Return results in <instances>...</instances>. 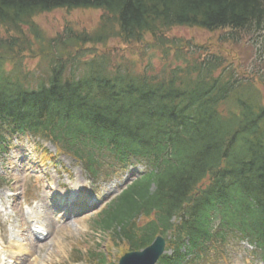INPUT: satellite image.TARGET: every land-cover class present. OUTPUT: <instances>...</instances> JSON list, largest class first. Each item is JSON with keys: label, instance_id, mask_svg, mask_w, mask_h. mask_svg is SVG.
<instances>
[{"label": "trees", "instance_id": "trees-1", "mask_svg": "<svg viewBox=\"0 0 264 264\" xmlns=\"http://www.w3.org/2000/svg\"><path fill=\"white\" fill-rule=\"evenodd\" d=\"M59 9L102 14L91 32L68 26L48 37L35 19ZM174 28L230 29L222 39L234 43L245 34L264 60V0H0V148L28 133L76 158L138 153L155 173L112 201L96 230L130 249L168 231L175 254L161 264H194L237 231L264 263V65L240 77L209 52L183 61L168 38ZM107 43L137 49L135 60L115 65ZM149 50L161 54V68L140 65ZM171 52L182 65L164 68ZM28 54L43 67L33 84L22 68ZM185 241L188 261L179 254Z\"/></svg>", "mask_w": 264, "mask_h": 264}, {"label": "rangeland", "instance_id": "rangeland-1", "mask_svg": "<svg viewBox=\"0 0 264 264\" xmlns=\"http://www.w3.org/2000/svg\"><path fill=\"white\" fill-rule=\"evenodd\" d=\"M99 18L100 13L91 10L76 13L59 11L39 16L35 21L48 37H54L66 26L76 31L91 32L96 28ZM170 35L207 50L217 51L216 54L224 58L226 65H230L234 71L238 70L240 75H237L240 77H245L255 63L264 65L262 55L259 60H256L255 55H258V51H256L258 48L252 47L250 37L245 34L240 33V40L235 43L231 41L219 43L218 33L212 34L193 29L175 28L171 30ZM108 46L117 48L113 51L111 58L120 63L126 60L134 61L138 53L134 48L119 51V45L115 43H110ZM196 51L193 49L192 52ZM189 52L192 53L188 51V56H190ZM146 54L140 65L143 66L147 61L152 60L154 66L162 67V56L159 52L149 50ZM22 61L25 69L32 70V73L36 74L38 59L35 55H25ZM169 64L168 61L164 67ZM258 90L264 105V86L259 85ZM52 149L49 144L27 137L21 141H12L7 152L0 153V177L5 180L4 184L0 186L1 258L7 256V258L10 257L11 264L20 262L24 264L25 253L21 252L19 248L27 250L29 247H33L34 253L28 257L30 261L25 264H94L88 255L99 253L110 256L115 261V256L112 255L115 251L112 248H119L122 245H112L108 248L110 239L94 229L92 221L97 210L69 216L66 225L63 226L50 223L49 212L43 207L41 200L44 197L42 187H50L45 189V195L48 197V201L45 199V203L48 202L50 205L49 199L53 197L52 189L59 194L62 190L58 189L60 183L71 185V178H77L73 174L78 172L77 164L64 157H55ZM42 152L48 153L50 158L43 159ZM21 164L26 167L17 169L16 166ZM101 176L99 182L95 180V185L89 187L94 190L90 192L95 201L107 197L106 194H114L116 189L113 191V186L121 184L129 175L120 173L114 181L109 183H104L106 182L104 172ZM14 177L17 180L14 181ZM83 179L87 180L84 175ZM83 194L87 195V193ZM37 205H39L42 215L38 221L45 225V228L42 229L48 234L44 240H36L31 234L38 227L31 219L35 215L33 210L38 208ZM227 239L221 253L223 261L220 257H211L210 264H261L257 259L249 256L250 249L247 251L243 245L239 247L236 239H232L230 234L227 235ZM122 253L124 251L120 254ZM109 261L113 263L112 260L109 259Z\"/></svg>", "mask_w": 264, "mask_h": 264}, {"label": "water", "instance_id": "water-1", "mask_svg": "<svg viewBox=\"0 0 264 264\" xmlns=\"http://www.w3.org/2000/svg\"><path fill=\"white\" fill-rule=\"evenodd\" d=\"M163 241L156 239L155 242L140 253L125 255L119 264H154L162 253Z\"/></svg>", "mask_w": 264, "mask_h": 264}, {"label": "bare ground", "instance_id": "bare-ground-1", "mask_svg": "<svg viewBox=\"0 0 264 264\" xmlns=\"http://www.w3.org/2000/svg\"><path fill=\"white\" fill-rule=\"evenodd\" d=\"M35 218H39V215L38 214H35ZM40 235H43V234H40ZM20 249V251L21 252H25V254L27 255V256H29L30 254H32V253H34V251L33 250H27V251H25V250H22V248H19ZM10 259V258H9ZM28 260H26V262H27Z\"/></svg>", "mask_w": 264, "mask_h": 264}]
</instances>
